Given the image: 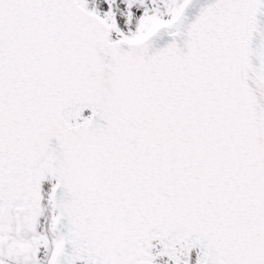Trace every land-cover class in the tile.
Here are the masks:
<instances>
[{"label":"snow or ice","instance_id":"6c2138e0","mask_svg":"<svg viewBox=\"0 0 264 264\" xmlns=\"http://www.w3.org/2000/svg\"><path fill=\"white\" fill-rule=\"evenodd\" d=\"M0 264H264V0H0Z\"/></svg>","mask_w":264,"mask_h":264}]
</instances>
